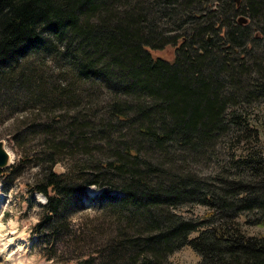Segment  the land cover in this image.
Returning <instances> with one entry per match:
<instances>
[{
    "label": "trees",
    "instance_id": "trees-1",
    "mask_svg": "<svg viewBox=\"0 0 264 264\" xmlns=\"http://www.w3.org/2000/svg\"><path fill=\"white\" fill-rule=\"evenodd\" d=\"M54 42L79 74L99 78L131 101H114L108 120L95 119L94 125L80 113L70 121L53 118L49 127L56 129L47 131L46 144L34 159H24L47 166L29 188L47 198L33 229L44 254L51 252L46 257L55 260L60 248L80 244L87 230L75 236L70 229L84 225H74L83 220L72 221L69 204L84 208L93 201L87 189L96 186L105 191L97 208L104 217L97 215L92 224L118 218L132 234L120 232L116 246H100V253L67 263L168 264L190 247L201 258L198 264H264V234L248 230L264 225V156L241 155L235 163L240 173L217 177L216 185L176 165L186 161L179 155L206 154L231 128L253 125L236 110L264 98V0H0V89L9 87L22 60ZM169 46L172 61L152 53ZM24 78L19 76L21 84ZM59 86L65 95L53 101L63 104L67 92ZM126 128L136 140L112 148L109 161L93 159L92 173L80 169L75 178L54 171L60 152L88 151L98 138L110 140L111 148L113 134ZM136 141L154 151L144 156ZM7 170L0 177L7 178ZM114 179L120 188L111 185ZM190 204L207 209V216L194 220L176 211Z\"/></svg>",
    "mask_w": 264,
    "mask_h": 264
},
{
    "label": "rangeland",
    "instance_id": "rangeland-1",
    "mask_svg": "<svg viewBox=\"0 0 264 264\" xmlns=\"http://www.w3.org/2000/svg\"><path fill=\"white\" fill-rule=\"evenodd\" d=\"M91 51L93 52L92 49ZM152 53L155 57H162L169 61L174 59L175 54L172 46L152 51ZM22 74L25 75L26 84L20 83L19 76ZM9 80L10 83H6L9 87L3 84L0 89V141L4 142L11 157L10 166L14 168H7L9 172L7 178L0 177V264H77L75 261L67 262L86 252L100 253V246L109 247L110 244L116 246L118 241L115 239L113 242V238L119 237L120 232L123 236H131L132 233L128 230L127 223H118L122 219L108 217L101 219L97 227L96 223L92 224L91 221L97 215L104 217L98 213L97 208L99 197L103 196L105 191L91 186L87 189V194L89 200L93 199L92 202L86 200L84 208L72 207L73 204H69L72 221L83 220L74 225H84L80 229L73 227L70 229L75 236H81L87 230L83 238H79L80 244L73 249L60 248L57 258L49 260L46 256H50V250H45L44 254L40 243L33 236V229L40 221L47 198L40 192L29 191V188L31 189V186L41 179L43 169L47 166L41 168L33 165L32 162L24 161V159L35 156L41 150V146L46 144L47 131L56 129L49 127L53 118L70 121L75 114L80 113L86 116V123L94 125L95 119L97 122L108 120L107 113H110L111 103L131 101V98L126 97L121 90L108 87L106 82L103 83L99 78H86L79 74L68 55L55 42L41 51V54L30 55L22 60L17 70L10 75ZM59 85L64 86L67 92L66 97L61 100L63 104L53 101H58L59 93H62ZM236 113L242 115L243 118L252 119L253 125L243 124V126L231 128L207 146L211 149L205 152L206 154L203 151V154L193 152L191 156L185 153L179 155L182 156V161L186 160L183 164H176L175 161L173 163L178 167L183 165L192 168L197 176L205 179L209 177L216 185L215 178L218 177L219 180L232 178L240 173L236 170L235 163L241 155L252 153L263 157L264 98L256 99L250 104L240 105ZM33 121L35 123H31ZM129 132L130 130L126 128L120 134H113L111 148L108 147L110 140L101 141L98 138V141H91L88 151L65 150L60 152L54 171L58 174H70L71 172L69 176L75 178L82 175L79 173L80 169L85 173H92L94 164L91 161L93 159L103 158L109 161L108 159L114 156L112 148L115 151L119 143L136 140L128 135ZM60 140V137L56 138L57 142ZM138 141L134 142L137 146H139ZM142 143L145 145L144 148L139 147L144 156H148V151H154L149 147L150 145ZM156 157L163 156L156 153ZM35 160L37 163L43 162L38 157ZM111 185L116 188L122 186L115 179ZM112 194L123 195L121 191H114ZM176 211L194 220L204 219L208 213L207 209L195 204L185 205ZM110 218L114 222L112 228L109 226ZM248 230L251 235H263L264 225L256 224ZM197 235L198 233H195L191 238ZM67 237L68 235L64 234V238ZM75 251L79 253L75 254ZM200 260L199 255L190 247H184L170 256L168 264H198Z\"/></svg>",
    "mask_w": 264,
    "mask_h": 264
},
{
    "label": "water",
    "instance_id": "water-1",
    "mask_svg": "<svg viewBox=\"0 0 264 264\" xmlns=\"http://www.w3.org/2000/svg\"><path fill=\"white\" fill-rule=\"evenodd\" d=\"M10 154L5 148L3 141H0V169H6L10 166Z\"/></svg>",
    "mask_w": 264,
    "mask_h": 264
}]
</instances>
